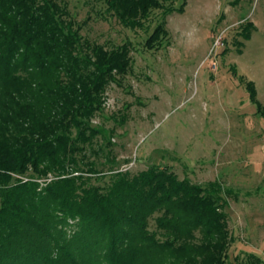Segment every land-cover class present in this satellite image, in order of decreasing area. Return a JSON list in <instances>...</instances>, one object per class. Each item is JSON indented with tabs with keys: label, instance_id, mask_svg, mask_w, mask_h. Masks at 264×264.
Masks as SVG:
<instances>
[{
	"label": "trees",
	"instance_id": "obj_1",
	"mask_svg": "<svg viewBox=\"0 0 264 264\" xmlns=\"http://www.w3.org/2000/svg\"><path fill=\"white\" fill-rule=\"evenodd\" d=\"M99 1L131 30L162 8L161 0ZM68 17L63 0H0V264H225L231 236L216 182L201 187L151 166L110 172L95 186L93 164L78 167L104 134L91 123L106 87L131 58L128 44L83 41ZM167 37L163 22L145 47ZM238 79L264 119L254 83Z\"/></svg>",
	"mask_w": 264,
	"mask_h": 264
},
{
	"label": "rangeland",
	"instance_id": "obj_2",
	"mask_svg": "<svg viewBox=\"0 0 264 264\" xmlns=\"http://www.w3.org/2000/svg\"><path fill=\"white\" fill-rule=\"evenodd\" d=\"M185 1L183 13L165 16L183 0H161L144 28L131 30L99 0H63L83 41L130 46L128 73L106 87L91 123L104 134L85 147L78 167L93 164L95 186L110 172L151 166L201 187L216 182L231 236L225 264H264V119L238 79L254 83L264 106V0ZM163 22L168 37L148 50Z\"/></svg>",
	"mask_w": 264,
	"mask_h": 264
}]
</instances>
